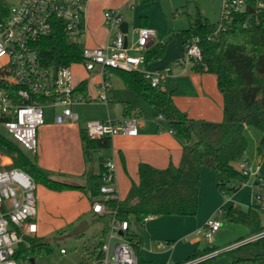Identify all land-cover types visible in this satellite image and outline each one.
Returning a JSON list of instances; mask_svg holds the SVG:
<instances>
[{
  "label": "trees",
  "instance_id": "obj_1",
  "mask_svg": "<svg viewBox=\"0 0 264 264\" xmlns=\"http://www.w3.org/2000/svg\"><path fill=\"white\" fill-rule=\"evenodd\" d=\"M145 3L152 0H139ZM10 4L0 0V17L8 11ZM254 8V2L249 4ZM249 12L232 14L230 23L216 34L217 22L213 23L199 11L186 29L180 30L183 49L188 42L194 41L201 50V60L192 63L191 68L200 73H211L216 78L217 89L222 97V120L211 122L194 119L181 110L174 102L171 93L163 88V80L157 86L150 84L136 70L114 69L125 89L134 92L136 97L146 103L151 115L160 118L167 127L183 141L178 164L170 162L164 168L154 167L146 162L137 166L138 180H130L126 195L116 207V216L130 224L140 223L143 217L151 216H194L198 210V192L200 173L203 167L216 171V184L222 193L233 194L247 180L234 164L244 158L247 149L246 126H253L262 135L256 146L258 155L264 154V9L248 18ZM146 16L140 24H146ZM248 18L249 25L244 26ZM168 41H158L149 45L144 53L145 66L160 60ZM37 50L40 61L47 66L58 67L78 63L82 60L83 43L70 40L63 24L58 21L52 32L38 39ZM161 70V69H158ZM85 95L86 81L77 87ZM139 106L125 102L124 117L139 114ZM83 154L91 157L94 151L108 148L111 139L104 137L92 139L84 128L80 131ZM0 154L12 159V165L30 173L36 183L43 184L50 190H81L88 194L91 203L99 194L102 183L101 173L105 170V157L99 159V172L89 169L85 184L79 185L58 180L38 166L35 160L23 153L11 140L0 133ZM116 205V206H115ZM229 221L245 224L253 234L263 228L257 205H250L247 210L230 206L225 212ZM16 249L15 257L19 264H34L35 257L51 251L50 244L34 234L25 237ZM129 239L135 246L140 264H213L214 258L227 255L228 264H264V236L238 244L236 247L215 252L220 248L207 246L195 249L184 261L160 262L144 260L139 252V238L134 232ZM245 237L235 242L243 241ZM103 241L99 237L98 249ZM84 250L87 248L84 246ZM99 256V253L96 257Z\"/></svg>",
  "mask_w": 264,
  "mask_h": 264
},
{
  "label": "built area",
  "instance_id": "obj_2",
  "mask_svg": "<svg viewBox=\"0 0 264 264\" xmlns=\"http://www.w3.org/2000/svg\"><path fill=\"white\" fill-rule=\"evenodd\" d=\"M89 0H17L0 17V133L14 142L25 154L36 155L38 129L45 123L44 110L51 108L56 124H74L78 116L73 106L86 101L108 104L112 89L110 73L114 69L136 70L150 84L157 86L165 78L170 66L161 70H149L145 66L144 53L156 32L148 25L135 28V38L130 42L128 32L120 29L123 17L118 9L103 11L104 24L109 32L101 46L86 47L85 6ZM254 2V8L249 4ZM264 9V0H221L220 18L215 34L224 29L236 12H249L248 18ZM248 18L244 22L249 25ZM64 26L67 37L73 42L83 43L82 64L87 73L98 75L96 93L83 95L77 89L72 64L52 67L44 65L39 58L37 41L52 32L56 23ZM185 57L171 65H192L201 60V50L194 42L185 46ZM84 130L92 139L112 138L122 134L135 136L138 133V119L127 116L122 119L89 120ZM6 160V161H5ZM105 170L101 173L99 194L90 203L91 212L97 217L107 216L109 227L98 250L99 256L92 264H140L134 244L129 239L131 224L116 216V205L121 200L116 185L114 163L106 158ZM239 170L247 177H255L260 188L250 193V205H257L263 215V228L246 241L264 236V186L258 178V165L252 166L243 159ZM37 184L33 176L21 167L13 166L12 159L0 154V264H19L15 252L18 246L27 243L25 237L37 232ZM115 205V206H116ZM219 209V213H223ZM153 216L143 217L141 224ZM220 229V221L210 216L204 223V238L208 241ZM242 242H245L243 240ZM240 244V243H238ZM237 244V245H238ZM235 245V247L237 246ZM227 246L215 252L229 250ZM60 253L65 254L64 248Z\"/></svg>",
  "mask_w": 264,
  "mask_h": 264
},
{
  "label": "rangeland",
  "instance_id": "obj_3",
  "mask_svg": "<svg viewBox=\"0 0 264 264\" xmlns=\"http://www.w3.org/2000/svg\"><path fill=\"white\" fill-rule=\"evenodd\" d=\"M16 1L7 0L8 4H13ZM107 8L118 9L123 20L129 23L128 39L130 42L133 40L134 27L140 24L141 17L146 16L147 21L152 25L148 24V26L159 31V39L161 41H168L161 62L165 67H172L173 65L171 64L175 60L185 57V51L180 42V30L190 26L198 11L208 18L210 22L216 23L220 18L221 0H152L145 3H141L139 0H89L85 6L86 30L83 37L86 47L104 44L109 32L103 19V11ZM72 71L76 76H84L87 73L80 63L73 64ZM109 77L112 89L108 92V96L114 94L115 98L106 105L95 101L76 104L72 110L77 114L78 121L71 127L56 125L53 122V110L51 108L44 110L45 124L40 133H37V140L40 137V141L44 147L43 150L41 148L37 153L36 162L39 167H41L39 164H46L62 169L73 163L76 155L79 153L80 131L84 127L85 122L93 119H122L124 117L122 109L125 101L137 104L142 109L140 118L146 117L147 110H150L149 106L139 100L134 92L125 89L115 72L111 71ZM132 115L138 116L137 113H133ZM244 134L247 138V149L244 158L248 159L252 166L260 164L263 156L258 155L256 146L262 135V131L253 126H246ZM111 151V147L94 151L90 158L83 154L87 169L91 166L94 172H98L100 157L110 156ZM28 156L31 160H35L34 155L28 154ZM240 162L236 161L234 164L237 169H239ZM209 171L213 170L209 168ZM54 176L58 180H73L67 177H60L58 174ZM260 177L261 183L264 185V175ZM135 178L136 172H123V176L116 179L117 182L119 181L118 186L123 198L127 192H125L126 188H128L127 184L130 183L131 179ZM254 179L255 177H250L247 181L251 186L250 193L260 188L258 181L253 183ZM36 184L37 198L40 196L42 200H46L53 205L74 201L73 198L62 194V191L50 190L41 183ZM45 189L54 194L50 195L51 197L43 199ZM220 193L223 197L222 209L224 213H219V211L215 210L211 215L220 221V229L212 234L211 242L207 238L202 240L198 249L207 246H214L220 249L227 246L235 247L238 243H242V241L235 242L238 238L245 237L244 240L246 241L248 236L252 234L245 224L228 220L225 212L234 203L227 199L231 194ZM44 205H42V208L38 207V213L35 215L34 220L38 224L36 235L42 237L50 244L51 251L48 254L36 256L34 264H92V261L98 254L99 237L102 234L105 237L107 235L109 227L108 217H97L90 210L81 216L80 219L71 222L68 210L59 211L54 207L50 208L48 205L46 207ZM238 206L242 210H247V206L245 205ZM82 221H86L88 227L82 234L75 235L74 230ZM260 221L263 223L262 214H260ZM131 229L140 231L143 230V226L141 223L136 224L132 221ZM84 246L87 248L86 251L84 250ZM61 248L65 249V254L60 253ZM228 262L229 258L224 254L217 256L213 260V264H228Z\"/></svg>",
  "mask_w": 264,
  "mask_h": 264
},
{
  "label": "crops",
  "instance_id": "obj_4",
  "mask_svg": "<svg viewBox=\"0 0 264 264\" xmlns=\"http://www.w3.org/2000/svg\"><path fill=\"white\" fill-rule=\"evenodd\" d=\"M146 24L148 25L150 22L146 20ZM136 27L133 29V39L136 36L134 31ZM155 32L156 35L149 41L148 46L161 41L159 39V31L155 29ZM161 61L162 58L156 62L147 64L146 68L149 70L162 69L165 65ZM74 78L78 85L81 81H86L85 95H94L96 93V83L100 79L98 75L93 76V73H86L84 76L74 75ZM163 88L171 93L175 104L185 111L189 117L211 122L222 120V97L217 89L216 78L213 74L196 72L189 64L187 66H172L168 75L163 80ZM78 91L80 92L79 89ZM110 97L112 101L115 95L113 94ZM139 111L140 113L137 116L138 133L135 136L118 134L111 138L110 147L112 153L105 158H109L114 163L115 179L123 176V172H136V178L131 180L137 182V166L140 162H146L157 168H164L170 162L175 165L179 162L183 145L182 139L173 133L160 118L152 116L151 110H147V115L143 119L140 118L142 109H139ZM74 124L61 125L71 127ZM43 125L38 129V133H40ZM56 125L59 126L60 124ZM37 141L38 153L44 147L40 141V137ZM37 153L35 157H37ZM246 160L249 162L248 159ZM39 165L54 178V175L58 174L60 177L73 179L72 181H64L79 185L85 184L87 171L89 169L93 170L91 166L87 169L81 141L79 143V153L76 155L75 161L67 167L59 169L46 164ZM257 165L258 178L261 181L260 176L264 175V155L260 164L258 163ZM200 177L198 210L195 216H153L142 224L143 230H132L130 227L131 232L137 234L139 238V252L142 259L166 263L184 261L195 249L200 247L202 240H205L203 232L204 223L215 210L219 211V209H222L223 197L216 184L217 173L215 170L209 171L208 167H203ZM255 181L257 179H254L253 183ZM118 184L119 181L117 182V188L122 199ZM129 185L130 183L127 184L128 188ZM128 188H126L125 192ZM250 190L251 186L247 182L241 185L239 190L231 194L227 199L234 203L232 205L234 207L242 209L238 205H245L248 208L250 206ZM44 192L43 199L51 197L50 195L54 194L48 189H45ZM62 192L65 196L73 198L74 201L53 205L46 200H42L39 196L37 198V209L38 207L42 208V205L45 204V207L48 205V207H54L59 211L68 210L71 222L80 219L81 216L90 211V202L86 191L63 190ZM135 226L137 227V225ZM36 227L38 228L37 221Z\"/></svg>",
  "mask_w": 264,
  "mask_h": 264
},
{
  "label": "water",
  "instance_id": "obj_5",
  "mask_svg": "<svg viewBox=\"0 0 264 264\" xmlns=\"http://www.w3.org/2000/svg\"><path fill=\"white\" fill-rule=\"evenodd\" d=\"M120 29L121 31H123L124 33H127L129 30V23L126 20H123L120 23ZM88 227V224L86 223V221H82L77 228L74 230V234L75 235H79L82 234L84 232V230Z\"/></svg>",
  "mask_w": 264,
  "mask_h": 264
}]
</instances>
